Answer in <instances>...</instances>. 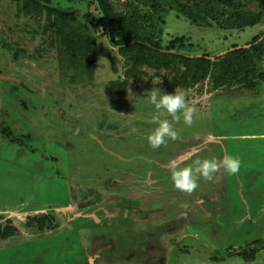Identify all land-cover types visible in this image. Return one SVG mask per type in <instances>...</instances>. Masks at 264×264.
<instances>
[{"label": "rangeland", "instance_id": "1", "mask_svg": "<svg viewBox=\"0 0 264 264\" xmlns=\"http://www.w3.org/2000/svg\"><path fill=\"white\" fill-rule=\"evenodd\" d=\"M157 1L108 0L111 22L97 0H0V226L17 229L0 240V264H264V248L227 257L264 240V83L218 88L198 68L157 62L264 43V0H237L226 29ZM150 38L159 52L139 47ZM156 88L185 93L191 125L155 111ZM164 119L178 136L153 147ZM227 155L238 173L221 166L191 193L175 188L173 166Z\"/></svg>", "mask_w": 264, "mask_h": 264}, {"label": "trees", "instance_id": "2", "mask_svg": "<svg viewBox=\"0 0 264 264\" xmlns=\"http://www.w3.org/2000/svg\"><path fill=\"white\" fill-rule=\"evenodd\" d=\"M51 1L52 0H46L47 4H50ZM68 1L72 2L76 0ZM97 1L101 14L107 21L112 22V10L108 0ZM146 1L150 3V7L154 11L162 9L157 0ZM234 7H239L237 0H173L169 8L171 10H176L194 26L212 29L214 25H216L220 28L225 27L226 29L228 27L234 28L236 24V22L230 21L231 19L228 20L229 9ZM47 11L64 21H77V17L73 13L60 12L51 8H47ZM223 20L226 21L225 24H223ZM260 23L261 19L259 18L252 24L258 25ZM244 25L241 27H244ZM116 37H123V40H116ZM126 37L127 36L121 34L119 30H113L109 34L111 45L114 48H118L122 54L125 53L124 46L129 43ZM146 43L148 46L142 44L139 45V47L142 49L151 47L156 50V53L159 52L160 46L157 40L150 38ZM150 51L154 54L152 49H150ZM164 58L163 61L157 60L159 66L168 67V65L173 62L168 63L169 59L172 58L176 60L180 66L186 68V71H192L193 68H198L202 71V75H204L202 77H213L215 85L218 88L238 87L245 90H255L264 83V43L259 42V39H255L253 44L248 47H234L233 50L217 58L214 62L205 57H187L179 54H171ZM193 81L197 83V78H193ZM184 85H186V83ZM2 134L6 137L11 136L9 130H2ZM19 145H23V143ZM32 220L36 221L37 219L35 218ZM16 232L17 229L13 226H11L7 232L3 231L0 226V240H6L12 237ZM263 248L264 240H258L248 248L242 249L240 252L229 253L227 257L231 258L238 255L244 258H250L255 256ZM212 260L219 262L217 258H213Z\"/></svg>", "mask_w": 264, "mask_h": 264}, {"label": "clouds", "instance_id": "3", "mask_svg": "<svg viewBox=\"0 0 264 264\" xmlns=\"http://www.w3.org/2000/svg\"><path fill=\"white\" fill-rule=\"evenodd\" d=\"M148 100L157 113L167 112L173 120H176L177 113H181L184 123L191 125L193 118V109L187 107L185 93L175 91L174 94L163 92L160 88L152 89L148 92ZM155 119V118H154ZM158 126L155 131L147 136L148 142L153 147H158L165 142V138L176 139L178 134L172 130V126L167 119L158 120ZM193 166L176 168L173 166L171 179L176 189L184 192H193L197 187L198 176L206 180L212 179V174L219 167L225 168L228 174H236L240 171L241 161L232 155H227L220 162L215 159H197L193 162Z\"/></svg>", "mask_w": 264, "mask_h": 264}]
</instances>
